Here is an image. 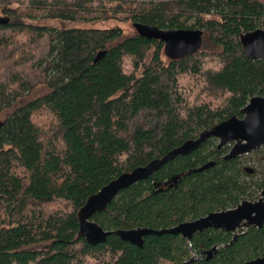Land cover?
I'll return each mask as SVG.
<instances>
[{"label": "trees", "instance_id": "1", "mask_svg": "<svg viewBox=\"0 0 264 264\" xmlns=\"http://www.w3.org/2000/svg\"><path fill=\"white\" fill-rule=\"evenodd\" d=\"M73 22L129 24L132 34L67 26ZM134 23L200 30L202 44L216 49L172 60ZM258 28L261 0H0V264H183L191 253L198 257L191 264H244L264 257V225L240 229L205 261L202 254L230 243V233L209 229L190 242L150 235L142 248L112 234L91 246L77 218L120 175L242 118L248 101L264 96V60L249 59L241 45L242 34ZM186 80L192 84L184 87ZM217 145L211 138L169 161L91 220L112 232L162 230L254 202L264 170L254 181L258 173H246L239 157L223 159L232 145ZM210 161L213 167L192 173Z\"/></svg>", "mask_w": 264, "mask_h": 264}, {"label": "water", "instance_id": "2", "mask_svg": "<svg viewBox=\"0 0 264 264\" xmlns=\"http://www.w3.org/2000/svg\"><path fill=\"white\" fill-rule=\"evenodd\" d=\"M137 34L147 40H158L164 44V53L169 59H179L189 56L201 47L202 31L200 30H163L156 26L134 23ZM242 48L249 59L264 60V30L261 28L246 32L241 36ZM104 55L100 52L95 62ZM242 118L233 116L215 126L200 133L197 139L188 140L181 146L173 149L161 159L149 162L146 166L138 167L131 172L124 173L111 181L99 192L90 196L77 214L79 230L78 234L89 245L95 246L105 243L107 238L114 234L123 242H127L138 248H142L144 238L150 235L160 236L164 234L179 235L188 242L197 233L206 230H216L232 235V240L225 246L215 245L204 252L202 256L205 261L211 260L220 248H227L238 239L240 229L250 227L260 229L264 225V190L259 198L254 201H242L235 208L219 212H212L196 220L178 224L169 229L154 230L138 227L129 230L105 231L91 220L96 214L103 212L119 195V193L132 185L147 180L162 166L178 156H185L198 149L206 140L214 138L218 140L217 149L232 144L229 153L224 160L236 159L242 155L250 154L264 146V96L251 98L246 106L240 111ZM214 166L210 161L192 171L200 173ZM248 174L253 172L245 168ZM177 178L170 181L169 187L177 183ZM167 186V183L164 184ZM200 259V258H199ZM197 260L192 257L183 264H191ZM244 264H264V257L252 260Z\"/></svg>", "mask_w": 264, "mask_h": 264}, {"label": "rangeland", "instance_id": "3", "mask_svg": "<svg viewBox=\"0 0 264 264\" xmlns=\"http://www.w3.org/2000/svg\"><path fill=\"white\" fill-rule=\"evenodd\" d=\"M261 2L264 4V0H261ZM46 25H51V26H59L58 22H54V23H50V22H44ZM68 27L72 28V27H115V26H119L120 28L123 29L124 35H130L132 34V28L130 27L129 24H122V23H115V22H109L108 24H98L95 22H91L88 23L86 25L83 24H77V23H70L67 24ZM201 49L204 50H209L212 51L214 49H216L213 45L208 44V43H203L201 46ZM186 85H191L192 82L189 80H186L184 83H182V85L185 87ZM196 94H198V91H194L193 93V100L194 101V97L196 96ZM5 112L4 114H0V122L3 121L4 117H5ZM232 144H229V146L231 147ZM239 162L242 166V168H250V169H254L255 171L257 170V175L253 178L254 181L256 182H260L262 177L261 171L264 170V146L261 147L260 149H258L257 151H254L250 154H246V155H242L239 157ZM242 179L245 181H250V178L248 176V174L246 175H242ZM259 196V193L257 194ZM256 195V196H257ZM246 201H252V200H248V199H244ZM239 233V231H238ZM240 234V233H239ZM190 257H195L196 259L198 258L197 256H195V254L191 253Z\"/></svg>", "mask_w": 264, "mask_h": 264}, {"label": "flooded vegetation", "instance_id": "4", "mask_svg": "<svg viewBox=\"0 0 264 264\" xmlns=\"http://www.w3.org/2000/svg\"><path fill=\"white\" fill-rule=\"evenodd\" d=\"M253 170V172L251 173V174H254L255 172H257V170L255 171L254 169H252ZM260 196V195H259ZM259 198V197H258ZM257 200V199H256ZM255 200V201H256ZM243 230V229H242ZM198 259V258H197Z\"/></svg>", "mask_w": 264, "mask_h": 264}]
</instances>
